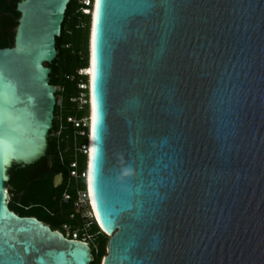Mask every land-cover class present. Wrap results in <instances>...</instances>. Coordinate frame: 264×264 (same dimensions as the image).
I'll use <instances>...</instances> for the list:
<instances>
[{"label": "water", "instance_id": "95a60500", "mask_svg": "<svg viewBox=\"0 0 264 264\" xmlns=\"http://www.w3.org/2000/svg\"><path fill=\"white\" fill-rule=\"evenodd\" d=\"M70 1H17L0 47V264L93 260L12 211L6 187L13 165L47 154ZM92 97L90 186L112 233L101 264H264V0L96 2Z\"/></svg>", "mask_w": 264, "mask_h": 264}, {"label": "trees", "instance_id": "16d2710c", "mask_svg": "<svg viewBox=\"0 0 264 264\" xmlns=\"http://www.w3.org/2000/svg\"><path fill=\"white\" fill-rule=\"evenodd\" d=\"M17 1L19 0H0V47L13 45L15 27L20 15L15 8ZM80 5L77 0L68 3L60 36L56 37L55 46L58 53L49 64L50 83L58 89L55 91L56 105L53 128L48 135L47 154L25 167L13 165L8 171L9 179L6 182L11 195L8 206L12 211L18 215L34 216L48 224L51 229L60 231L64 223L73 227L81 224L79 218H69L72 211L71 202L61 201L64 191L74 194L76 187H83L82 180L69 179V164L76 157L79 168H82L84 156L74 155V143H84L85 138L76 133L77 129L66 120L67 117L79 119L87 116V105L78 108L77 102L71 101V98L78 96L80 92L86 93L85 89L78 87V82L85 81L86 77L79 75L77 71L87 67L89 15L80 11ZM55 132L59 134L55 135ZM56 141L58 144H55ZM58 174L62 180L56 185L54 177ZM87 232L95 237L89 243L93 256L90 264H100V259L105 255L108 236L99 230L96 224H91Z\"/></svg>", "mask_w": 264, "mask_h": 264}, {"label": "built area", "instance_id": "2783aa9c", "mask_svg": "<svg viewBox=\"0 0 264 264\" xmlns=\"http://www.w3.org/2000/svg\"><path fill=\"white\" fill-rule=\"evenodd\" d=\"M77 2L80 5V11L84 14L91 15V9L93 8L94 0H77ZM77 73L79 75H85L86 80L85 81H79L78 87L80 89H85L86 93L80 92L78 96L71 98L72 101L75 102H81L82 105L88 104V94H87V74L85 73V68L78 69ZM58 120H61V117H58ZM67 122H70L75 129H77L76 133H78L80 136H83L85 138V142L81 144L74 143V155L82 154L84 156V164L82 168H79L78 161L76 157L70 162L69 164V179L71 180H82L83 181V187H76L74 194H70L67 191H64L61 196V201L63 203L71 202L72 204V211L69 214L70 219L79 218L81 224L78 227H73L68 223H64L61 226L60 231L65 237L70 239H76L85 241L89 244L88 238L89 233L87 232V229L91 224H96V226L104 232L98 223L96 222V219L92 213L91 205H90V199L86 184V173H87V154H88V115L82 118H75V117H67ZM62 127V124L59 126ZM57 135L59 132H56Z\"/></svg>", "mask_w": 264, "mask_h": 264}, {"label": "bare ground", "instance_id": "6f19581e", "mask_svg": "<svg viewBox=\"0 0 264 264\" xmlns=\"http://www.w3.org/2000/svg\"><path fill=\"white\" fill-rule=\"evenodd\" d=\"M96 2L97 0H94L93 8L91 9L92 14V24H91V35H90V60L89 64L85 68V73L87 74V78L89 81L87 82V88L89 87V111H88V154H87V173H86V182H87V189L90 199V205L92 209V213L96 219V222L100 226V228L106 232L108 235H112V233L107 229L104 221L102 220L99 211L96 207L94 198L92 196L91 186H90V175H91V164H92V156H93V126H94V103H93V97H92V79H93V37H94V21H95V15H96ZM8 198V195H7Z\"/></svg>", "mask_w": 264, "mask_h": 264}, {"label": "rangeland", "instance_id": "374dc122", "mask_svg": "<svg viewBox=\"0 0 264 264\" xmlns=\"http://www.w3.org/2000/svg\"><path fill=\"white\" fill-rule=\"evenodd\" d=\"M87 18V17H86ZM56 89H58V87H56ZM72 101V100H71ZM60 102H61V99H60V96L58 97V103L60 104ZM77 104V107L78 108H82V106L84 107L85 105H82V103L81 102H77L76 103ZM85 112H86V110H85ZM55 135H57V133L55 132ZM55 144H58L57 143V141L55 142ZM55 182L57 183V184H59L60 182H61V179L59 178V179H57V178H55ZM7 190H8V188H7ZM11 199V195L9 194V192H8V201ZM90 231H92V230H90ZM94 236L93 235H89V238H88V241H89V243L92 241V240H94ZM104 252H105V254H106V252H107V248H106V246H105V250H104ZM103 258V257H102ZM102 258L100 259V264H101V261H102Z\"/></svg>", "mask_w": 264, "mask_h": 264}, {"label": "snow or ice", "instance_id": "6c2138e0", "mask_svg": "<svg viewBox=\"0 0 264 264\" xmlns=\"http://www.w3.org/2000/svg\"><path fill=\"white\" fill-rule=\"evenodd\" d=\"M100 6V0H97V7L99 8Z\"/></svg>", "mask_w": 264, "mask_h": 264}, {"label": "flooded vegetation", "instance_id": "af4514ba", "mask_svg": "<svg viewBox=\"0 0 264 264\" xmlns=\"http://www.w3.org/2000/svg\"><path fill=\"white\" fill-rule=\"evenodd\" d=\"M58 175H60V174H58ZM58 175H56V176L54 177V181H55V178H57ZM61 180H62V178H61ZM59 184H60V183H59Z\"/></svg>", "mask_w": 264, "mask_h": 264}]
</instances>
